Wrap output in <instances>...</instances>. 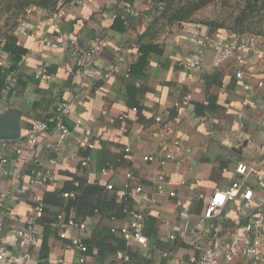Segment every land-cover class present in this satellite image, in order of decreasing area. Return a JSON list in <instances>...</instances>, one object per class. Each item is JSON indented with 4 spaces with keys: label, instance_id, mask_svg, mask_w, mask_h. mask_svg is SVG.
<instances>
[{
    "label": "crops",
    "instance_id": "obj_1",
    "mask_svg": "<svg viewBox=\"0 0 264 264\" xmlns=\"http://www.w3.org/2000/svg\"><path fill=\"white\" fill-rule=\"evenodd\" d=\"M163 5L158 0H80L53 12L36 8L19 20L14 32L16 45L27 51L18 65L11 64L0 44V58L11 65L17 82L15 90L1 91L0 114L19 116L24 123L20 139L0 140V158L8 161L9 171L0 178V194L8 197V208L23 220L31 216L37 197L46 199V212L34 218L41 239L30 248L38 264H59L60 259L74 264L80 255L75 248L67 249L78 232L69 227L61 238L60 230L50 223L60 214L77 221L91 219L86 264H195L205 248L241 240L252 214L264 215V181L252 172L242 176L236 170L245 164L264 177V59L245 54L256 73L239 79L235 56L219 64L216 51L205 49L201 69L193 72L198 45L188 34L213 35L226 42V32L205 27L199 31L197 22L170 23L162 15ZM128 7L137 15L123 18ZM71 35L78 48L65 41L53 48L40 40L46 37L54 42ZM99 40L107 46L86 65L85 52ZM186 95L190 107L178 115L174 103ZM248 98L255 108L245 104ZM61 105L72 111L63 118L69 134L60 141L53 123L50 130L39 133L37 144L30 143L27 133L32 123L49 120ZM122 115L127 116L125 121ZM76 119L82 120L80 128L74 126ZM166 124L173 134L163 130ZM174 138L181 142L179 150H174ZM81 142L94 148H82ZM164 143L176 160L163 166L158 159L144 160L160 156ZM35 159L53 174L51 184L30 183ZM85 159L88 166L82 165ZM158 174L166 178L164 194L156 190ZM80 181L89 191L88 202L100 205L104 213L85 217L84 206L67 208L71 198L63 193ZM235 181L255 192L246 216L235 218L228 206L221 215L205 220L213 192ZM139 186L141 193L136 192ZM119 195L129 198L126 207L145 209L146 248L111 233V227L126 223L116 207L123 204ZM56 199L64 202L63 207L52 203ZM11 223L10 218L2 220L0 245L18 252L17 239L8 234ZM217 223L222 231L215 235L212 225ZM260 235L264 238V233ZM117 252L122 260H117Z\"/></svg>",
    "mask_w": 264,
    "mask_h": 264
},
{
    "label": "built area",
    "instance_id": "obj_2",
    "mask_svg": "<svg viewBox=\"0 0 264 264\" xmlns=\"http://www.w3.org/2000/svg\"><path fill=\"white\" fill-rule=\"evenodd\" d=\"M76 3V2H75ZM36 8L30 7L25 10L24 16L20 17V20H24L27 15H30ZM127 14L137 15V12L128 7L125 10L123 18ZM185 25V24H183ZM196 29L199 31L204 30L202 24H196ZM226 42H220L216 37L204 34L201 36L195 33H189L188 36L197 42V57L195 64L191 67L193 72H198L202 65V55L203 50L213 49L217 54V62L220 64L228 59L235 56L236 63L239 66L235 76L239 79H243L244 76H254L256 73L255 65L252 64L245 54H251L253 56L264 59V37L259 35H248L243 36L242 34H235L232 32L225 33ZM42 42L49 44L53 48H57L60 44L67 42L71 48H78L77 39L73 35L66 39L57 38L54 42L44 37L40 39ZM107 46L105 40H99L95 42L84 54L86 65L92 61L93 57L102 51ZM1 50V46H0ZM0 68L3 74L6 75V87L5 91L15 90L17 86L15 75L12 72L11 65L0 58ZM114 70V67H111ZM42 71L43 73H46ZM83 76H87V72L83 71ZM111 76L110 73L105 74L106 78ZM245 89H249V86H245ZM189 96H184L181 100L174 103V107L178 115H182L185 110L190 107ZM245 104L255 108L254 104L249 98L245 100ZM72 115L70 106L61 105L57 108L54 115L47 121H35L32 123L28 131V140L33 145L37 144L39 133L46 132L51 129V125L55 123L56 130L59 133V140L62 141L70 132V129L66 123L63 122V118H68ZM122 121L127 119V116L122 115L120 117ZM157 122L161 123L162 119L157 118ZM82 125L81 119H76L74 126L80 128ZM173 128L170 124L164 126L165 131L168 134H173ZM128 132V129H125ZM174 150H179L181 148V142L179 139H173ZM80 146L82 148H94L93 144L87 142H81ZM126 153L130 152L129 148H126ZM264 152V146L262 147ZM18 154H22L21 150L17 151ZM160 156H145V161L159 160L161 166L167 164L169 161L176 160L175 153L170 150L167 144L161 145V150L159 152ZM36 168L33 170V177L30 183L36 184L38 182L46 185L51 184L54 181L53 174L42 168V163L35 159ZM56 162H54L55 164ZM89 159H85L82 162L83 166H88ZM8 161L6 159L0 158V178L7 176L9 171L7 170ZM237 172L242 176H247L249 172H252L255 176L261 178L264 181V177L256 169H249L245 164H239L236 168ZM106 170H103L105 172ZM163 174H158L156 181V190L158 194L165 193V183L166 178ZM128 178H132V174H127ZM126 188L128 187L125 186ZM264 187V184H263ZM112 185L108 186L111 190ZM143 191L142 187L139 186L136 192L141 193ZM170 196L174 197L176 194L174 192L168 193ZM75 192L64 193L65 198H74ZM255 196L254 189L245 185L242 181H235L230 187L224 190L217 189L213 192L211 198L208 201L207 207L204 212L205 220H212L217 216L221 215L222 211L226 207H230L232 214L235 218H241L246 216V208L251 204ZM8 197L0 194V227L3 219L10 218L12 223L8 228V234L17 239L18 252H12L5 244L0 245V264H38V256L33 251L30 250L31 247L37 246L41 234L36 228V223L34 218L43 214L45 212V207L43 204V198L37 197L36 203L31 210V216L26 220H23L14 210L8 208ZM118 198L125 201L127 197L125 195H119ZM126 214V223L122 226H113L110 231L116 236H120L127 242L134 241L140 246L146 248L148 246V238L144 234V227L146 222V211L144 208L126 207L124 209ZM91 219L88 218L84 221H77L72 218H66L64 214L58 215V222L55 227L60 230V237H66V229L71 227L78 232V235L73 237L71 244L67 246L69 248H75L80 252L77 261L74 264H86V254L88 252V246L86 245V233L89 229ZM213 232L215 235L221 233L222 227L219 223L212 225ZM243 229L246 235L237 242L221 241V243L215 247H208L202 250L201 255L198 259L194 260L195 264H221L222 262L232 263L238 259H244L249 262V264H264V239L260 237L261 233H264V215L263 214H252L248 221L244 224ZM175 236H171L174 238ZM262 238V239H261ZM117 260H122L123 256L121 252L116 253ZM59 264H64V260L60 259Z\"/></svg>",
    "mask_w": 264,
    "mask_h": 264
},
{
    "label": "trees",
    "instance_id": "obj_3",
    "mask_svg": "<svg viewBox=\"0 0 264 264\" xmlns=\"http://www.w3.org/2000/svg\"><path fill=\"white\" fill-rule=\"evenodd\" d=\"M158 1L162 2L164 5L165 4L167 5L166 8H164V6H163L162 12L163 11L164 12L162 13V15L164 17L168 18L170 23H174V22L190 23L191 22L190 21V17H191L190 15L192 14L193 11L199 9L201 6V5H192V7L189 10H186L185 8H181V11L179 10L182 14L181 16H168L166 14V12H168V9H171L172 0H158ZM14 2H16L14 7L16 8L18 19L20 20V17L24 16L25 10L27 8H30V7L45 9V10H48L50 12L55 11L59 0H14ZM207 2H204L202 5H204ZM9 7L11 8L12 6H9ZM247 8L250 10V12H247V13L244 12V16L239 17L236 21V25L238 27H242L243 28L242 30H245V31L250 30V28L246 27V25H245L247 20H248L247 15L254 13L255 11H257L258 8H260V10L264 9V0H248ZM245 16L247 18H245ZM202 25L205 28L211 29L213 31H218V30L225 31V29L223 28L222 25L216 24L214 22L206 23V24H202ZM227 31H225V32H227ZM225 32H223V33H225ZM232 33L239 34V32H237V31H232ZM262 34H264V33H262ZM4 41L5 42H3V44H2V46H3L2 49L10 55L11 64L13 66L18 65L19 62L22 60V57L27 53V51L25 49H23L22 47L16 45L17 40H16V34L14 32L7 34L6 37L4 38ZM5 82H6V75L2 73L1 68H0V93L5 87ZM207 102L209 105L212 104V98L210 96L207 98ZM69 192H75L76 195L74 198H71L69 202H66L67 208L68 207H77L79 205H82V206H84V214L86 215L85 217L93 216V214H96V213L97 214L104 213L103 209L100 207V205H97V204L92 203V202H88V198H90V194H89V191L87 190V188H84V183L82 181H80V184L78 186L73 185L71 188L66 189L64 191V193H69ZM64 193H63V195H64ZM128 200H129V198L127 197V199L125 201H123L122 205L121 204L116 205L118 210H121V213L124 216V218H126V214L124 213V209L126 208V205L124 203L128 202ZM52 203L54 205H57V206L59 205L62 207L64 205V202L61 201L60 199H56ZM43 204H44V207H45L44 209L46 212L47 201L44 198H43ZM57 222H58V215L54 216L53 219H51V221H50V223L52 225L57 224ZM44 239H46V238H44ZM86 245H87V243H86ZM43 252H45V253H43ZM46 253H47L46 243L43 242L41 257L44 258V254H46Z\"/></svg>",
    "mask_w": 264,
    "mask_h": 264
},
{
    "label": "rangeland",
    "instance_id": "obj_4",
    "mask_svg": "<svg viewBox=\"0 0 264 264\" xmlns=\"http://www.w3.org/2000/svg\"><path fill=\"white\" fill-rule=\"evenodd\" d=\"M77 1L80 0H59L57 7ZM204 2L207 3L202 5ZM247 2L248 0H172L171 9H168L166 14L168 16H181V8L189 10L192 5H201L199 9L193 11L190 15L191 22L200 24L214 22L222 25L225 31H237L243 36L259 35L264 37V34H262L264 33V9L260 10L258 8L254 13L246 14L248 18L246 16L245 18L248 20L245 25L250 30H242V27L236 25L237 19L241 16L243 17L244 12H250L247 8ZM15 4L14 0H0V44L3 43L7 34L15 32L16 25L19 22L17 11L14 7ZM9 6L12 7L10 8ZM163 6L164 8L167 7L166 4Z\"/></svg>",
    "mask_w": 264,
    "mask_h": 264
},
{
    "label": "water",
    "instance_id": "obj_5",
    "mask_svg": "<svg viewBox=\"0 0 264 264\" xmlns=\"http://www.w3.org/2000/svg\"><path fill=\"white\" fill-rule=\"evenodd\" d=\"M23 121L19 116L0 114V140L16 141L22 136Z\"/></svg>",
    "mask_w": 264,
    "mask_h": 264
}]
</instances>
